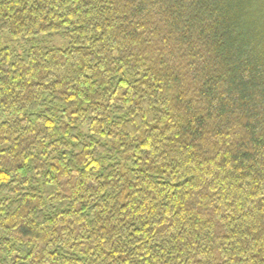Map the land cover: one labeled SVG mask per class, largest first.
I'll use <instances>...</instances> for the list:
<instances>
[{
	"label": "trees",
	"instance_id": "obj_1",
	"mask_svg": "<svg viewBox=\"0 0 264 264\" xmlns=\"http://www.w3.org/2000/svg\"><path fill=\"white\" fill-rule=\"evenodd\" d=\"M3 34L0 264H264V0H0Z\"/></svg>",
	"mask_w": 264,
	"mask_h": 264
},
{
	"label": "rangeland",
	"instance_id": "obj_2",
	"mask_svg": "<svg viewBox=\"0 0 264 264\" xmlns=\"http://www.w3.org/2000/svg\"><path fill=\"white\" fill-rule=\"evenodd\" d=\"M24 43L20 40L11 39L7 34L0 36V45L1 47H9L16 50L17 52L21 51L24 47ZM28 46H43L46 48H58V49H68L70 44L57 36H38L30 39L27 43Z\"/></svg>",
	"mask_w": 264,
	"mask_h": 264
}]
</instances>
